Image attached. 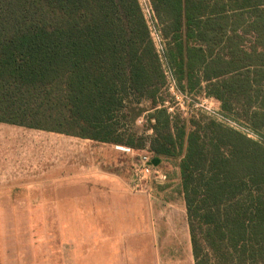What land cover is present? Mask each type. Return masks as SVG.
<instances>
[{
    "label": "trees",
    "instance_id": "trees-1",
    "mask_svg": "<svg viewBox=\"0 0 264 264\" xmlns=\"http://www.w3.org/2000/svg\"><path fill=\"white\" fill-rule=\"evenodd\" d=\"M149 2L180 90L257 139L160 107L140 0H0V122L178 160L195 264H264V0Z\"/></svg>",
    "mask_w": 264,
    "mask_h": 264
},
{
    "label": "rangeland",
    "instance_id": "rangeland-1",
    "mask_svg": "<svg viewBox=\"0 0 264 264\" xmlns=\"http://www.w3.org/2000/svg\"><path fill=\"white\" fill-rule=\"evenodd\" d=\"M140 3L153 32L155 44L162 51L165 40L151 4L149 0H140ZM164 62L168 68V61L164 59ZM185 92V110L197 111L198 114L193 117L185 116L180 108L176 113L182 118L197 119L205 113L207 117L226 126L244 133L250 131L245 124L225 114L221 103L215 99L210 104L216 114H206L200 106L209 97L206 93ZM198 105L199 108H196ZM143 107L147 110L149 105L143 103ZM139 131L143 129L139 128ZM34 134L40 136V162L24 163L25 170L31 168L34 173L14 180V183L24 184L16 188V194L0 189V264H158L155 262L157 258L165 259V262L174 258L180 259V264H190L193 261L188 244L182 243L180 249L174 250L156 247L155 243L158 239V242L164 241L167 245L166 241L172 238L167 222L174 224L181 220V215L183 219L187 218L178 176V160L162 163L161 166L168 172L170 180L166 187H156V194L152 198L133 194L127 189L126 204L120 203L116 206L117 216L105 217V204L98 200L99 196L93 195L90 201L79 200L87 196L81 194L79 186L74 189L72 196L77 201H49L51 196L48 178L42 175L38 177V173L47 169L48 143L55 135L47 131ZM256 135L254 133L253 137L256 138ZM36 158L35 156V160ZM169 210H178L177 217L170 219L159 214L160 211ZM150 216V222H154L152 226L155 227L152 236L143 234L142 228ZM184 222L186 224L185 220ZM183 239L182 236L181 240ZM151 241L154 242L153 249L150 247Z\"/></svg>",
    "mask_w": 264,
    "mask_h": 264
},
{
    "label": "crops",
    "instance_id": "crops-1",
    "mask_svg": "<svg viewBox=\"0 0 264 264\" xmlns=\"http://www.w3.org/2000/svg\"><path fill=\"white\" fill-rule=\"evenodd\" d=\"M144 103L148 104L147 102ZM36 132H42V130L0 122L1 190H7L10 194H14L17 192L16 188L18 186H24L21 183H14V180L34 173V170L31 168L25 170L24 163L33 164L35 161L40 162V136L34 134ZM50 133L55 135V137H51L48 143V166L47 169H43L42 172L39 171L38 173V177L42 175L48 178L51 196L49 201H77L78 199H73L72 196L74 189L79 186L81 194L87 195L79 199L81 202L92 200L93 195L95 197L99 196L98 200L105 204L103 216L116 217V212H118L116 210L117 204H126V190H130V173L133 164L138 161L137 157L117 149L116 146L118 145L100 143L60 133ZM151 133H148V135H151ZM35 156L38 159L36 158L35 160ZM151 157L153 156L151 155ZM160 171L161 173L155 184V190L156 187L157 189L158 187H166L170 180V176L164 172V168L160 169ZM178 176H180L179 170ZM130 192L133 193L131 190ZM89 195L90 198H88ZM14 199L17 200V198ZM0 200L2 199L0 198ZM124 210L122 212L128 211ZM178 213V210L159 212V214H162L161 216L164 215V217L170 219L176 218V214ZM151 218L152 216L142 226L144 229L143 234L145 235L149 234L152 236L155 229L153 227L154 222H150ZM167 224L172 238L166 241L167 245L164 244V241L158 242L157 239V242H155L157 243V245L155 244L156 247L178 250L182 246V243H184L190 245L193 256L188 217L183 219L181 215L180 221H176L174 224L167 222ZM182 232L184 233L183 235L181 234ZM182 236L184 237L183 241L181 240ZM150 244V247L153 249L154 242L152 243L151 241ZM155 262H158V264H180L182 261L174 258L170 259L169 262H165V259L157 258ZM190 264H195L194 257Z\"/></svg>",
    "mask_w": 264,
    "mask_h": 264
},
{
    "label": "built area",
    "instance_id": "built-area-1",
    "mask_svg": "<svg viewBox=\"0 0 264 264\" xmlns=\"http://www.w3.org/2000/svg\"><path fill=\"white\" fill-rule=\"evenodd\" d=\"M152 37H153V32H152ZM158 51L160 52L159 54L162 57L165 75L167 79V84L165 88L167 98L161 102L160 107L166 108L168 113L172 116L176 114V110L180 111V108L184 111L185 116L193 117L194 114L197 115L198 114L196 113L197 111H193V110L190 111L189 109L185 110L184 99L187 98V93L182 92L180 88L178 87L176 77L174 76V73L171 70V68L170 67L166 68L164 58H163L164 53H162L163 49L162 51L158 49ZM213 101H214V98L207 97L204 99V101L200 105L201 108L205 110L206 114H216L215 109L210 104ZM196 108H199V105L198 107L196 106ZM145 123H146V115H143L137 120L138 126H143ZM250 131H248L246 134L250 138L257 139L258 136L256 135V138L253 137L254 132L252 130ZM116 147L117 149L121 151H124L126 153L136 156L138 159V161L135 164H133L132 169H131L129 189L135 194H141L148 198H152L156 194L155 184L161 173L159 167L156 168L149 164L153 157H151V155H149L146 152L140 153L139 151L133 148H130V147H124V146H116Z\"/></svg>",
    "mask_w": 264,
    "mask_h": 264
},
{
    "label": "water",
    "instance_id": "water-1",
    "mask_svg": "<svg viewBox=\"0 0 264 264\" xmlns=\"http://www.w3.org/2000/svg\"><path fill=\"white\" fill-rule=\"evenodd\" d=\"M149 164L158 168L162 165V159L160 157H153Z\"/></svg>",
    "mask_w": 264,
    "mask_h": 264
}]
</instances>
